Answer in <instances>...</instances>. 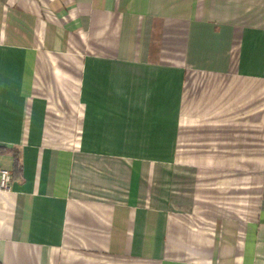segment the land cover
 <instances>
[{
  "label": "crops",
  "instance_id": "0c3cea01",
  "mask_svg": "<svg viewBox=\"0 0 264 264\" xmlns=\"http://www.w3.org/2000/svg\"><path fill=\"white\" fill-rule=\"evenodd\" d=\"M0 264H264V0H0Z\"/></svg>",
  "mask_w": 264,
  "mask_h": 264
},
{
  "label": "built area",
  "instance_id": "2783aa9c",
  "mask_svg": "<svg viewBox=\"0 0 264 264\" xmlns=\"http://www.w3.org/2000/svg\"><path fill=\"white\" fill-rule=\"evenodd\" d=\"M11 180V171L4 168H0V190H8Z\"/></svg>",
  "mask_w": 264,
  "mask_h": 264
}]
</instances>
